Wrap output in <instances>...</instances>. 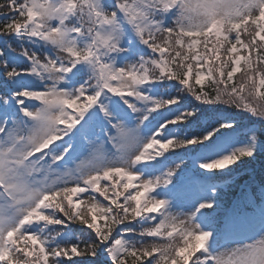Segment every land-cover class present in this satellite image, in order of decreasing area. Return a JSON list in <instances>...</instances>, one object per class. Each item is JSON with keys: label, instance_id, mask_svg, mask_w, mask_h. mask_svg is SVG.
<instances>
[{"label": "snow or ice", "instance_id": "obj_1", "mask_svg": "<svg viewBox=\"0 0 264 264\" xmlns=\"http://www.w3.org/2000/svg\"><path fill=\"white\" fill-rule=\"evenodd\" d=\"M188 152L264 153V0L0 3V264H264V184L221 236L162 198Z\"/></svg>", "mask_w": 264, "mask_h": 264}, {"label": "trees", "instance_id": "obj_2", "mask_svg": "<svg viewBox=\"0 0 264 264\" xmlns=\"http://www.w3.org/2000/svg\"><path fill=\"white\" fill-rule=\"evenodd\" d=\"M4 0H0V3H3ZM247 115V114H245ZM170 156V159H169V167H172V168H176L177 165H179V168L177 169V173L178 172H181L183 171V169L185 168H188V169H193V162H194V158L197 156L194 152H188V153H185V155L183 157L181 156H173L171 154H169ZM246 159V158H245ZM248 159V158H247ZM251 163L252 164V167H253V164L255 165V167H258V172H257V176H258V181L260 183V185L262 183H264V153H261V154H258V157L254 160H250L248 161L247 163ZM233 169L231 170H225L224 172L220 173V172H217V173H214L216 176H218L219 178H224L223 174H231L232 171H235L233 174L231 175H228L229 177L227 178V182L221 186L222 188H219L213 195L212 197L210 198L209 201H207L208 203H212L213 204V208L211 209H218V208H224L227 206L228 204V201L231 199V194H233V192L236 190V186H237V176H236V173L240 172V171H245L243 168L242 169H239L237 171V168L239 167V165L235 166L233 165L232 166ZM168 169L165 168V172L167 171ZM203 172H204V169H202ZM233 175V176H232ZM177 178L173 177V183L175 182ZM220 180V179H219ZM223 180V179H222ZM253 181H250L248 182L247 181V184H251V187L252 189H254L255 193L257 194L258 191H259V188L256 186V184L253 182ZM162 191V190H161ZM208 210V209H206ZM217 213L214 214V216L212 218H208L209 220H213V219H216L215 217H217ZM70 228H78L80 227L79 225H69ZM76 259H80V258H76Z\"/></svg>", "mask_w": 264, "mask_h": 264}, {"label": "rangeland", "instance_id": "obj_3", "mask_svg": "<svg viewBox=\"0 0 264 264\" xmlns=\"http://www.w3.org/2000/svg\"><path fill=\"white\" fill-rule=\"evenodd\" d=\"M246 159H247V158H246ZM245 164H246V163H245ZM196 166L199 167V161H198V159L196 160ZM199 168H200V167H199ZM188 197L192 198L191 195H189ZM195 199H196V198H195ZM172 208H173V211L182 212V213H185V214H191L192 212H194L193 209L190 208V206H188V203L174 204V205L172 206ZM196 222L199 223L200 226H201L202 228H204L205 230H209V228H208V227H205V226L203 225V223H202L201 221H199L198 218H196ZM216 234H217V233H216Z\"/></svg>", "mask_w": 264, "mask_h": 264}]
</instances>
